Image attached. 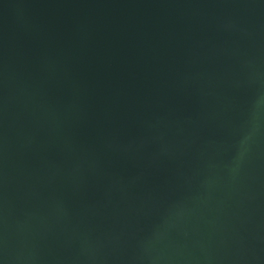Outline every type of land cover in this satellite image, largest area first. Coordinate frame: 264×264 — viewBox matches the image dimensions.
Wrapping results in <instances>:
<instances>
[{
    "label": "water",
    "instance_id": "1",
    "mask_svg": "<svg viewBox=\"0 0 264 264\" xmlns=\"http://www.w3.org/2000/svg\"><path fill=\"white\" fill-rule=\"evenodd\" d=\"M0 264H264V0H0Z\"/></svg>",
    "mask_w": 264,
    "mask_h": 264
}]
</instances>
